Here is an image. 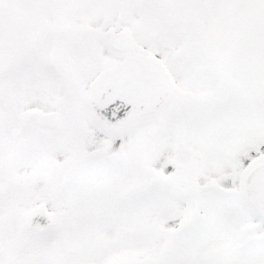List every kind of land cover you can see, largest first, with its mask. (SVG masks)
<instances>
[{
	"label": "snow or ice",
	"instance_id": "6c2138e0",
	"mask_svg": "<svg viewBox=\"0 0 264 264\" xmlns=\"http://www.w3.org/2000/svg\"><path fill=\"white\" fill-rule=\"evenodd\" d=\"M0 264H264V0H0Z\"/></svg>",
	"mask_w": 264,
	"mask_h": 264
}]
</instances>
